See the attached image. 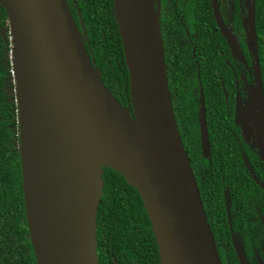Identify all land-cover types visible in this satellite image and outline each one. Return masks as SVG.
<instances>
[{"label": "water", "instance_id": "95a60500", "mask_svg": "<svg viewBox=\"0 0 264 264\" xmlns=\"http://www.w3.org/2000/svg\"><path fill=\"white\" fill-rule=\"evenodd\" d=\"M0 2L35 264H98L103 168L136 189L160 264H222L172 111L159 0H113L132 113L106 88L81 17L79 30L65 0ZM255 94L264 160L262 96Z\"/></svg>", "mask_w": 264, "mask_h": 264}, {"label": "flooded vegetation", "instance_id": "af4514ba", "mask_svg": "<svg viewBox=\"0 0 264 264\" xmlns=\"http://www.w3.org/2000/svg\"><path fill=\"white\" fill-rule=\"evenodd\" d=\"M65 1L81 30L77 0ZM158 13L172 111L220 261L264 264L263 136L253 110L257 90L264 112V0H159ZM129 206L112 202L104 222L96 217L101 264H157L155 238Z\"/></svg>", "mask_w": 264, "mask_h": 264}, {"label": "trees", "instance_id": "16d2710c", "mask_svg": "<svg viewBox=\"0 0 264 264\" xmlns=\"http://www.w3.org/2000/svg\"><path fill=\"white\" fill-rule=\"evenodd\" d=\"M87 35L85 48L93 58L102 81L120 104L132 113L128 75L117 25L113 0H77ZM5 29L6 36L2 35ZM7 14L0 2V264H35L25 220L18 151V124L14 101V85L9 58L10 41ZM102 196L98 206V224L107 219L105 213L112 202L125 201L132 214L151 225L136 191L118 173L103 168ZM131 229H127L130 233ZM140 247L132 253L138 254ZM159 257L156 248V262ZM101 264V254H98Z\"/></svg>", "mask_w": 264, "mask_h": 264}, {"label": "rangeland", "instance_id": "374dc122", "mask_svg": "<svg viewBox=\"0 0 264 264\" xmlns=\"http://www.w3.org/2000/svg\"><path fill=\"white\" fill-rule=\"evenodd\" d=\"M8 31H9V30H8ZM2 35H3V36H6V35H7V33L5 34V29L2 30Z\"/></svg>", "mask_w": 264, "mask_h": 264}]
</instances>
